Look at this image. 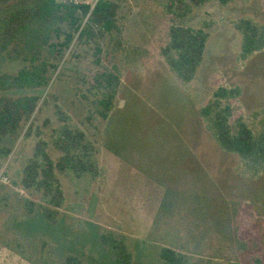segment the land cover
Listing matches in <instances>:
<instances>
[{
  "label": "rangeland",
  "instance_id": "obj_1",
  "mask_svg": "<svg viewBox=\"0 0 264 264\" xmlns=\"http://www.w3.org/2000/svg\"><path fill=\"white\" fill-rule=\"evenodd\" d=\"M57 1L93 7L98 0ZM167 1L126 0L117 16L119 33L107 35L100 52L79 47L77 58L62 64L61 77L53 76L30 121V137L29 122L4 140L11 154L0 161V264H61L69 255L84 264H113L101 243L109 234L124 242L132 264H162L158 250L173 238L191 264H243L246 254L262 248L254 200L264 197V178H252L238 158L219 150L197 110L217 88L237 87L234 117L260 127L264 53L241 61L234 24L250 19L264 25V0L210 2L176 21L209 35L189 84L177 80L161 55L172 25ZM21 67L5 71L14 75ZM108 72L120 84L113 110L102 120L95 103L103 92L95 78ZM25 94L36 93H8ZM64 126L84 132L93 144L98 176L56 173L64 203L51 224L38 209L25 211L26 200L40 205L43 196L24 192L19 183L38 140L57 160L53 139Z\"/></svg>",
  "mask_w": 264,
  "mask_h": 264
},
{
  "label": "trees",
  "instance_id": "obj_2",
  "mask_svg": "<svg viewBox=\"0 0 264 264\" xmlns=\"http://www.w3.org/2000/svg\"><path fill=\"white\" fill-rule=\"evenodd\" d=\"M126 0H98L93 7L83 3L58 2L57 0H14L0 5V161L6 160L11 149L4 140L18 135L29 124L53 76L62 74L67 58H77L79 47L94 46L100 52V43L107 35L119 33L117 16ZM168 0L165 11L172 18L168 42L161 52L169 71L182 84H189L203 62L209 35L176 24L183 21L191 8L210 2L224 5L228 0ZM241 36L240 60L264 53V25L250 19L234 24ZM20 63L14 74L5 71L8 65ZM63 64V66H62ZM62 66V67H60ZM61 77V76H60ZM96 88L103 98L96 101L99 118L107 120L114 107L119 89L118 75L108 72L95 78ZM11 92H35L10 96ZM40 93V94H37ZM47 93L43 103L50 98ZM241 96V89L219 87L210 99L197 110L206 131L219 150L238 158L252 178H264V112L260 127L252 129L241 117H234L232 102ZM256 116V115H255ZM32 133L30 122L25 137ZM53 148L59 157L53 161L47 153V144L38 140L32 158L24 166L20 189L32 194L40 191V205L25 201V211L32 214L38 209L42 217L56 224L63 207L64 195L57 182L56 173H69L76 179L84 176L96 178L98 170L93 160L95 147L84 132L62 127L53 139ZM256 220L263 244L260 251L245 255L243 264H264V197L255 196ZM170 238V237H166ZM174 239V240H173ZM168 239L158 250L162 264H191L190 256L176 247L175 238ZM113 264H132V255L124 242L109 234L101 237ZM61 264H84L75 256H66Z\"/></svg>",
  "mask_w": 264,
  "mask_h": 264
},
{
  "label": "water",
  "instance_id": "obj_3",
  "mask_svg": "<svg viewBox=\"0 0 264 264\" xmlns=\"http://www.w3.org/2000/svg\"><path fill=\"white\" fill-rule=\"evenodd\" d=\"M119 105L122 106V103H120Z\"/></svg>",
  "mask_w": 264,
  "mask_h": 264
}]
</instances>
